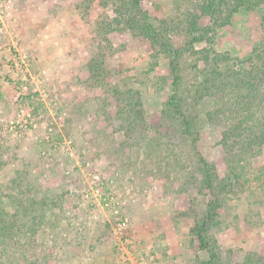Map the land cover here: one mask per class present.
<instances>
[{
  "label": "rangeland",
  "instance_id": "374dc122",
  "mask_svg": "<svg viewBox=\"0 0 264 264\" xmlns=\"http://www.w3.org/2000/svg\"><path fill=\"white\" fill-rule=\"evenodd\" d=\"M122 1L0 0V264L210 260L193 233L211 199L202 159L226 177L224 122L243 104L264 114V77L225 87V111L203 52L221 56L222 80L247 66L264 48V0L229 22L206 0H141L158 43L118 23ZM189 13L214 27L193 44ZM249 156L209 231L220 264L264 258V145Z\"/></svg>",
  "mask_w": 264,
  "mask_h": 264
},
{
  "label": "trees",
  "instance_id": "16d2710c",
  "mask_svg": "<svg viewBox=\"0 0 264 264\" xmlns=\"http://www.w3.org/2000/svg\"><path fill=\"white\" fill-rule=\"evenodd\" d=\"M256 1V2H255ZM258 0H206V3L202 5L204 11H211L212 14L218 15L219 19H223L224 13L229 14L227 20L229 22L230 17L237 13L241 8L245 7L249 10H254L260 5L257 3ZM123 9L125 13L118 12V23H123L128 25L132 30L138 32L139 34L150 39L153 43H158L159 33L154 27V24L151 22V19L144 11L141 9V0H124L122 1ZM199 16L189 13L187 15V23L190 28L188 33L193 35L194 38L191 40V43H195L198 40V33L209 34L214 27L209 26L208 28H203L199 25ZM217 20V18H216ZM214 21V26L221 25L224 26L225 23L219 24ZM113 27V24H109ZM109 27L110 29H112ZM161 47L164 51H170L165 44H161ZM262 51V52H261ZM261 51H256L248 58L246 62L247 66L243 65L242 68L229 69L226 73L230 76L228 79L222 80L223 76L221 72V56L212 51L203 52V62L206 64L207 68L204 74V87L206 92H210L214 87L217 92L223 94L221 97V103L225 107V111L229 110L232 106L231 100L228 98V92L225 95V87L231 85L238 88L240 84L246 83L248 88H254V82L258 77H264V48H261ZM261 52V53H259ZM259 53V54H258ZM255 57H258L260 64L254 63ZM231 60L230 58L228 61ZM174 69H176L177 62L172 61ZM258 73H255V72ZM210 79H208V76ZM232 80V81H231ZM178 81L179 76L176 75L174 81V94H172L169 103L179 110L180 103L178 102ZM245 85V84H244ZM121 91L116 92V97L118 100H121ZM248 95V94H247ZM243 118L234 119L232 122H224V132L222 146L224 147L225 160L228 167V173L226 177L220 178L216 172L214 166L210 165L206 160L202 159L203 166V189L209 191L211 199L207 203V212L204 215L201 222H199L196 227L193 229L194 235L198 238L199 245L201 250L207 251L210 253V260L207 264H220V256L218 253L213 250L211 245L209 231L211 227L215 225L216 219L219 217L218 211L225 203L226 197L228 195H234L235 186L238 185L241 181V178L244 176L242 170L240 172V159L242 156L250 157L256 149L261 150L264 145V114L262 113L260 118H255L254 114L250 111V105L243 104ZM246 107V108H245ZM190 127L189 123H186ZM245 136L242 138V142L239 140V133L243 132ZM216 247V246H215ZM264 264V258H253L252 256L248 257L245 264Z\"/></svg>",
  "mask_w": 264,
  "mask_h": 264
},
{
  "label": "built area",
  "instance_id": "2783aa9c",
  "mask_svg": "<svg viewBox=\"0 0 264 264\" xmlns=\"http://www.w3.org/2000/svg\"><path fill=\"white\" fill-rule=\"evenodd\" d=\"M126 225H127L126 222H124L123 224H121V227L124 228L126 227Z\"/></svg>",
  "mask_w": 264,
  "mask_h": 264
}]
</instances>
